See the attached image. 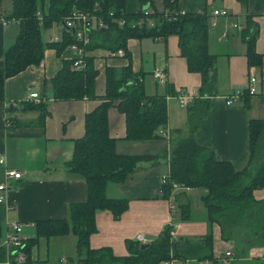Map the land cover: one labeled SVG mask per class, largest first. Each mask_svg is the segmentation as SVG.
Returning <instances> with one entry per match:
<instances>
[{
  "label": "trees",
  "instance_id": "trees-1",
  "mask_svg": "<svg viewBox=\"0 0 264 264\" xmlns=\"http://www.w3.org/2000/svg\"><path fill=\"white\" fill-rule=\"evenodd\" d=\"M9 1L10 7L3 13V0H0V17L18 21L20 32L0 60V100L5 98L6 79L31 65L40 64L47 48H55L61 54L70 44L78 43L88 53L102 48L117 55L124 50L125 57L129 58V63L121 68L106 67L103 101L86 114L85 133L75 141L74 155L65 164L70 173L86 180L87 199L71 203L68 217L36 221L37 236L26 239L28 262L40 237L51 239L71 233L76 236L77 258L71 259L69 264H159L171 256L213 259L212 230L199 238L176 241L172 239L173 226L170 225L144 247V243L137 240L128 241L129 253L126 255L115 254L111 247H92L90 237L97 230V212L109 210L115 219H119L129 208L130 199L110 196L109 188L129 180L142 163H156L161 158L169 162L170 169L163 195H170L175 184L181 188L180 193L187 192V188H203L206 218L210 224L220 225L223 239H234L243 252L252 245H264V199L255 196L256 190L264 188V118L254 117L250 121L251 159L241 171L236 170L230 161L217 159L213 150L203 147L194 138L199 120L208 114L209 99L217 94L219 84L218 55L210 50L212 25L207 11H186L185 15L174 18V11L181 9L178 0H164L163 11L155 7L154 0H139L141 8L137 11L127 10L129 0ZM241 2L248 4V0ZM78 10L95 14L107 24L91 33V42L87 45L77 41L75 34L65 27L66 20ZM121 19L123 24L119 23ZM151 20L154 25H151ZM55 23L65 25L64 36L59 41L45 43L42 30ZM259 33V24L250 15L242 31L250 66L263 64V54L257 51L256 46ZM170 35L178 36L181 55L186 59L188 70L199 73L202 79L198 97L187 109V125L169 132L171 147L159 154L120 152L117 149L118 139L110 134L109 108L115 106L125 115V139L163 138L162 130L167 131L168 127V95L177 94L171 85L167 86L168 94L149 95L146 92L144 74L133 69L128 40L150 36L166 41ZM85 58L86 65L81 69L72 67L74 60H65L51 79L57 99L97 98L95 83L99 70L94 66V56L86 54ZM252 96L247 89L243 91L244 101L250 102ZM12 107L7 108L9 114ZM28 107L41 109L42 115L47 114L46 103L30 104ZM8 120L13 125L10 116ZM179 208L182 218L190 217L192 200L187 198L179 204ZM7 259V251L0 248V264H6Z\"/></svg>",
  "mask_w": 264,
  "mask_h": 264
},
{
  "label": "crops",
  "instance_id": "crops-1",
  "mask_svg": "<svg viewBox=\"0 0 264 264\" xmlns=\"http://www.w3.org/2000/svg\"><path fill=\"white\" fill-rule=\"evenodd\" d=\"M178 7L194 13L207 11L210 17L216 19L213 21L209 17L210 24L211 21L217 22L216 26L211 27L217 37L224 41L217 46L230 61L227 76L229 88L218 84V92L209 99V112L199 120L194 138L203 147L213 150L217 159L230 161L236 170L241 171L249 165L251 159L250 121L254 117H264V0H248L247 5H243L241 0H178ZM219 8L228 9L230 16H213L212 12ZM250 15L260 27L256 46L257 51L263 54L261 66L248 64L247 45L242 38V31ZM13 21L0 17V60L20 32V24L18 21L12 24ZM232 21H237L241 28H230ZM213 30L211 29L209 37L211 52ZM225 30H228V34L223 37ZM221 34L224 39L220 38ZM240 37L245 49L239 46ZM154 40L164 42L159 44L164 55L155 71L167 72L166 88L171 85L176 93L181 89L194 90L198 97L201 75L188 70L186 59L181 55L178 36L170 35L166 41L157 38ZM146 46L147 43L144 44V40L140 38L128 40L133 69L137 73L145 74L143 58ZM107 54L101 58L93 55L94 66L99 70L98 76L101 73V60L104 61V74L107 66L121 68L129 63L128 57L115 55L108 50ZM87 55L90 54L87 52ZM77 56L78 52L71 46L66 47L61 54L55 48H47L40 64L31 65L5 81V98L0 100V156H5L6 163H0V182L5 180L7 169L22 171L23 178L8 182L4 200L0 202V246L4 244L10 222H23V237L35 238L36 221L68 217L71 203L87 199L86 180L78 174L70 173L65 164L74 155L75 141L85 133L86 114L103 101L106 82L96 79L97 98L78 99H57L51 83V79L62 68L63 62L73 60ZM251 73H255L258 78V95H253L250 102L241 97L229 105L227 96L237 90H246ZM142 78L144 80V76ZM34 91L39 93L40 100L29 97ZM176 95H168V134L162 130V134H166L163 138L125 139V115L117 107L111 106L108 112L110 134L118 139L117 149L132 154H159L165 148L170 149L169 132L185 127L188 122L189 112L184 113L176 108ZM10 103L16 105H13L12 113L9 114L7 107ZM37 103H46V115L41 114V109L26 108L27 105ZM176 109L180 114H177ZM9 116L13 125L7 124ZM169 171V162L165 160L156 163L144 162L129 180L112 185L109 195L129 198V208L119 219H115L109 210L97 212V230L90 237L92 247H111L115 254L126 255L129 253L128 241L135 242L136 237L141 234L146 237L147 243H150L170 225L173 226L172 239L176 241L183 238H199L212 230L214 258L208 261L213 264H264V245H252L243 252L235 241L239 253L231 257L226 255V252L231 250L218 252L216 249L222 244L232 248L236 245L234 239L223 240L220 225L210 224L206 211L201 216L194 217L191 214L188 218H182L179 204L187 198L191 199L189 192L193 188L180 193L181 189L175 187L170 195H163V177L169 176ZM255 196L257 199H264V188L256 190ZM173 204L177 206L175 213L171 210ZM62 238L61 244H70L76 252L75 237L66 235Z\"/></svg>",
  "mask_w": 264,
  "mask_h": 264
},
{
  "label": "built area",
  "instance_id": "built-area-1",
  "mask_svg": "<svg viewBox=\"0 0 264 264\" xmlns=\"http://www.w3.org/2000/svg\"><path fill=\"white\" fill-rule=\"evenodd\" d=\"M168 14V11L166 13ZM186 14V10L185 9H179L177 11H174V18L177 15H185ZM229 10L228 9H224V8H219V9H215L212 12V15L215 17H219V16H229ZM120 24L124 23V20L121 19L119 21ZM151 25H154L153 20H151ZM66 25V26H65ZM65 27L66 29H68V31L70 33L75 34V37L77 39V41L83 43V45H87L91 42V33L98 29L99 27H106L107 24L105 23V21L98 17L95 14L89 13V12H84V11H75L73 13L72 16H70V18H68L66 20L65 23ZM217 22L212 23V26H216ZM230 28H235V29H240L241 25L238 22H233L229 25ZM228 34V30L224 31V36H227ZM61 38L59 37H52L51 40L52 41H59ZM69 46H71L72 48H74L77 52H78V56L77 58L73 59V65L72 67L75 69H81L84 68L86 65V54L87 52H85V49L83 46H81L78 43H72ZM117 55L120 56H125V51L124 50H120ZM154 77L156 78L157 81H159L160 83H166L167 82V72L164 70H156L154 72ZM257 81L258 78L256 76L255 73H251L249 75V81H248V85H247V90L251 95H256L258 90H257ZM243 91L244 90H237L235 91L233 94L227 96V103L229 105L234 104V102L237 99H240L241 97H243ZM179 98V104L181 106V108L184 109H188L189 106L193 103L194 99L196 98V93L194 90H189V89H181L177 95ZM29 97L31 99H35V100H40V95L38 92H31ZM13 106L16 105V103H10L9 106ZM8 106V107H9ZM7 107V108H8ZM7 124L10 125V120H8L7 118ZM166 134L167 131H165ZM164 133V136H166V134ZM163 135V134H162ZM0 163L1 164H5L6 163V159L4 155L0 156ZM5 180L0 182V202H2L4 200L5 197V192L9 187V181L13 180V179H21L23 178V172L17 169H7L6 173H5ZM168 179V176H164L163 177V182L166 183ZM176 188L181 189L178 185L175 184ZM184 188V187H183ZM186 189V188H185ZM187 189H191V188H187ZM177 206L176 204H173L171 207V210L173 211V213L176 211ZM25 226V224L23 222H19V221H13L10 222L8 224V229H7V234L5 237V241L4 244L2 246H0V248H3L7 251L8 253V259L6 260V264H23L26 262V260L29 259V253L27 251V241L26 239L23 237V227ZM138 242L140 243H147V239L144 235H138L136 237V239ZM227 256H233L234 253L232 251H227L226 252ZM192 262H195V264H213L212 262L208 261V260H192V259H185V258H179V257H174L171 256L169 259H165L162 260L159 264H192Z\"/></svg>",
  "mask_w": 264,
  "mask_h": 264
},
{
  "label": "rangeland",
  "instance_id": "rangeland-1",
  "mask_svg": "<svg viewBox=\"0 0 264 264\" xmlns=\"http://www.w3.org/2000/svg\"><path fill=\"white\" fill-rule=\"evenodd\" d=\"M154 1H155V7L159 11H163L164 10V0H154ZM129 3H131V4L129 5ZM129 3L127 5V7H128L127 9L129 11H135V10H139L141 8V4H139L140 3L139 0H130ZM3 7L4 8L1 11H3V13H4L5 9L7 7H10V1L5 0ZM152 8H154V7H152ZM210 18H212L213 21H216V19H214L213 17H210ZM213 21H211V25H212V23H214ZM233 22H237V21H232L231 23H233ZM15 23H17V22L14 20L12 24H15ZM212 27H211V29L213 30ZM215 28L216 27H214V29ZM64 30H65V28H64V25L62 23H55L51 27L43 28L42 34H43V39H44L45 43H47V41H50L51 37H59L62 39L64 36ZM211 36L213 39L212 50L215 54L218 55V83L220 85H224L225 88H229V80H228L227 76H228V67H230V61L228 60V58L223 53H221L222 51H219L218 46H217L218 43H223L224 41H221L219 39V36L217 37V33L214 30H213ZM223 37H225L224 34H223ZM223 37L221 34L220 38L224 39ZM142 40H144V44L147 43V46L145 48L146 53H145L144 58H143L144 59V61H143L144 69L143 70L145 73L144 74L145 90L148 94H152V93L153 94H155V93L166 94L167 93L166 84L160 83L159 81H157L156 78L154 77V73H153V71H155V69L159 68L158 65L160 64L161 59L164 55L162 53V48L159 45V44H164V42H156L154 40V38L150 37V36L143 37ZM243 45H244V43L240 37L239 38V46H240V48L242 46V48L245 49L243 47ZM246 50H247V48H246ZM91 51H93V52L89 51L90 56L97 55L98 57L101 58V57H106L108 55L107 50L102 49V48L97 49V51L96 50H91ZM103 62L104 61L101 60V64H100L101 73L97 79L99 82L104 81V83H105L106 82L105 81V74H104V71L102 69ZM162 68H164V67H162ZM174 98L176 99V108L179 111L187 113L188 112L187 109L181 108V106L179 104V98L177 96H175ZM177 109H176L177 114H180V112ZM160 161H163V160L160 159ZM203 194H205V190L203 188H193L189 192V195L192 199V216H194V217L195 216H201L206 211V207L202 201V195ZM69 236L72 238L75 237V239H76V236L74 233H71ZM62 237H53L51 239H47L45 237H40L38 244L35 245L34 248L32 249V259L30 260V262H28V260H26L25 264H69L71 259L77 258V252H75V249L73 248V246H70V244H61L62 243L61 239H63ZM55 238H57V239H55ZM226 241H228V240H226ZM233 241L235 242V240H233ZM235 245H236V247L232 248L230 246H226V245L222 244V246L220 245L219 247H217L216 250L218 252L231 250L234 254H237V252L239 253V251H237L236 242H235ZM227 264H229V263H227Z\"/></svg>",
  "mask_w": 264,
  "mask_h": 264
},
{
  "label": "water",
  "instance_id": "water-1",
  "mask_svg": "<svg viewBox=\"0 0 264 264\" xmlns=\"http://www.w3.org/2000/svg\"><path fill=\"white\" fill-rule=\"evenodd\" d=\"M143 247L146 246V244L144 243V245H142Z\"/></svg>",
  "mask_w": 264,
  "mask_h": 264
}]
</instances>
